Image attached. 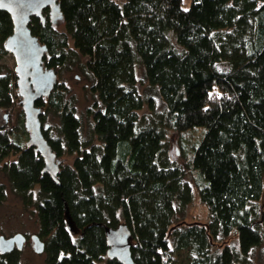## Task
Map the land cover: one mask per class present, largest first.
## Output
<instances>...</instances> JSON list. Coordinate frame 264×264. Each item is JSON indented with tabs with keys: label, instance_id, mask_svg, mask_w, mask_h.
<instances>
[{
	"label": "trees",
	"instance_id": "trees-1",
	"mask_svg": "<svg viewBox=\"0 0 264 264\" xmlns=\"http://www.w3.org/2000/svg\"><path fill=\"white\" fill-rule=\"evenodd\" d=\"M122 1L57 0L61 20L52 23L48 10L43 22L30 19L47 49L43 67L57 76L36 102L42 123L58 120L42 134L57 160H72L59 161L58 183L43 173L19 136L22 111L10 127L20 99L12 69L0 63V173L36 212L45 264H120L106 257L105 238L119 226L130 232L134 264H249L264 244V0H190L187 9L183 0ZM11 33L0 11V61ZM137 65L157 88L161 113L139 94ZM73 68L96 98L88 111L96 144L82 139L75 97L58 82ZM144 107L154 114L146 127ZM197 128L204 132L184 171L169 158L166 135ZM195 197L208 221L183 225ZM5 198L0 184V204ZM232 233L238 248L218 250ZM0 264H21L20 252L0 255Z\"/></svg>",
	"mask_w": 264,
	"mask_h": 264
},
{
	"label": "rangeland",
	"instance_id": "rangeland-1",
	"mask_svg": "<svg viewBox=\"0 0 264 264\" xmlns=\"http://www.w3.org/2000/svg\"><path fill=\"white\" fill-rule=\"evenodd\" d=\"M119 4H122V0H114ZM190 5V0H183L182 8L187 9ZM59 30L62 29V25L57 24ZM1 64L6 65L8 68L12 69L14 65L13 58L10 54H7L1 58ZM135 75L138 82V91L142 98L147 101L152 100V104L155 109V113H161L164 110L163 102L159 97L157 88L150 87L143 80L142 67L137 65L135 67ZM58 82L63 83L70 91V93L75 97V109L76 115L78 116L81 124V136L84 141L97 143L95 137L92 134V117L90 109H92L96 98L89 92L90 83L85 79L84 75L76 68L71 71L62 73L58 77ZM15 111H21V106L19 100L15 106L14 111H12L10 127L12 129L18 126V119H16ZM43 112V109H41ZM4 117L2 119L1 125L6 124L7 114L3 113ZM139 116L143 117L141 126L146 127L152 124V117L154 114L149 112L147 107H144L142 111L139 112ZM20 120V119H19ZM21 125L23 127V115L21 116ZM42 125H47L49 129L55 131L58 126V120L52 116H48ZM202 128H197L194 131H190L181 136L173 133H167L166 145L168 149V156L171 161L179 166L184 171H188L186 164L189 162L192 150L198 144L203 133ZM20 133V131H19ZM18 133V134H19ZM21 141L27 143L28 133L24 129V133H20ZM16 157H10L5 162L9 163L15 161ZM71 158L61 157L58 161L62 163L70 164ZM186 181L193 180L200 184L196 174L192 172H186L183 176ZM0 184L4 185L6 190V198L3 203L0 204V236L9 238L15 234H22L27 237V241L24 243L22 250L20 252V263L21 264H45L44 255L36 254L32 249V243L29 238L37 234L38 222L36 217V212L34 209L26 210L23 208L20 200L16 198L10 191L8 182L6 178L0 173ZM208 221L207 210L200 204L199 200L195 197L192 203L187 207L185 212L184 220L182 224H200L205 225ZM231 246L235 249L238 248V242L236 236L232 233L227 239L223 240L218 245V250L223 246ZM183 254L180 256L182 259ZM249 264H264V244L258 248H254L248 257Z\"/></svg>",
	"mask_w": 264,
	"mask_h": 264
},
{
	"label": "water",
	"instance_id": "water-1",
	"mask_svg": "<svg viewBox=\"0 0 264 264\" xmlns=\"http://www.w3.org/2000/svg\"><path fill=\"white\" fill-rule=\"evenodd\" d=\"M48 10L52 23L61 20L62 16L57 0H0V11L9 15L12 22V33L4 43V50L13 58L12 71L16 78V91L20 99L23 115V126L28 133L27 147H32L44 163L43 173L58 183L60 162L51 150L42 134L41 109L36 102L48 97L54 89L57 76L53 70L43 67V58L47 49L40 45L31 35L28 28L31 18H44L43 12ZM108 245L106 257L120 264H134L130 253V232L125 226L108 229L105 233ZM26 241L22 234L5 238L0 236V255L13 250L21 252ZM32 249L36 254H43L44 244L33 235L30 237Z\"/></svg>",
	"mask_w": 264,
	"mask_h": 264
},
{
	"label": "built area",
	"instance_id": "built-area-1",
	"mask_svg": "<svg viewBox=\"0 0 264 264\" xmlns=\"http://www.w3.org/2000/svg\"><path fill=\"white\" fill-rule=\"evenodd\" d=\"M3 113H4V111L2 109H0V126H1L2 119L4 117Z\"/></svg>",
	"mask_w": 264,
	"mask_h": 264
},
{
	"label": "flooded vegetation",
	"instance_id": "flooded-vegetation-1",
	"mask_svg": "<svg viewBox=\"0 0 264 264\" xmlns=\"http://www.w3.org/2000/svg\"><path fill=\"white\" fill-rule=\"evenodd\" d=\"M25 238H26V241H27V237H25ZM29 240H30V238H29ZM26 241H25V242H26Z\"/></svg>",
	"mask_w": 264,
	"mask_h": 264
}]
</instances>
